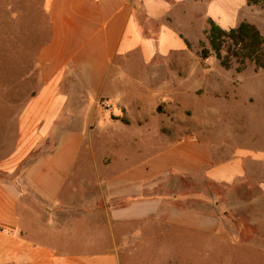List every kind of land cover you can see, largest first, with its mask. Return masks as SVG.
<instances>
[{
    "label": "crops",
    "instance_id": "0c3cea01",
    "mask_svg": "<svg viewBox=\"0 0 264 264\" xmlns=\"http://www.w3.org/2000/svg\"><path fill=\"white\" fill-rule=\"evenodd\" d=\"M195 2L43 0L49 34L21 77L29 88L17 114V145L0 165V264H121L122 249L155 247L170 228L216 236L218 218L203 213L199 197L185 187L206 181L252 190L247 204L264 235V150L223 154L205 136L181 131L131 166L128 154L107 153L129 143L142 155L138 142L152 131L140 123L155 112L146 97L162 96L138 73L155 71L156 58L190 54L199 43ZM221 9L232 13L228 5ZM209 16L229 27L217 13ZM121 122L142 135L99 133ZM85 137L104 150L99 160ZM83 146L87 173L75 176ZM195 201L197 208L187 207Z\"/></svg>",
    "mask_w": 264,
    "mask_h": 264
},
{
    "label": "rangeland",
    "instance_id": "374dc122",
    "mask_svg": "<svg viewBox=\"0 0 264 264\" xmlns=\"http://www.w3.org/2000/svg\"><path fill=\"white\" fill-rule=\"evenodd\" d=\"M195 3L201 9V40L206 47L204 31L211 18L209 13H217L219 20L227 19L229 27L246 21L264 34V5H249L247 0H196ZM6 4L14 6L6 7ZM221 5L232 7V13L223 11ZM48 34L43 0H25L24 5L21 0H0V165L17 145V114L23 107L25 90L29 88L22 84L21 77L35 66L37 49ZM198 50L197 44L190 49V54L156 58L152 65L158 69L142 73L145 75L138 73L150 80V89L162 96L146 97L148 103L152 101L155 112L153 118L140 123V127L152 132L138 142L142 155L129 143L122 146V151L107 153L120 159L121 155L128 154L130 161L126 164L131 166L154 155L157 148L166 146L167 140L178 138L175 134L181 131L187 136H205L218 144L223 154L247 146L264 150V71L252 65L242 72H236L235 65L226 70L213 55L200 59ZM99 133L105 137L121 134L127 140L142 135L140 128L129 129L122 122ZM87 142L95 149V159L103 157L104 150L93 138L85 137L84 145ZM36 153L38 151L33 154ZM88 155L83 146L77 156L75 176L86 175L81 161L87 160ZM185 187L187 192L199 197L203 213L218 218L216 236L195 231L182 235L170 228L168 239L155 247L122 249L121 264H180L179 258L181 264H264V235L251 214L252 205L247 204L252 190L247 191L238 183L226 186L208 181ZM191 206L197 208L198 201L187 202V207Z\"/></svg>",
    "mask_w": 264,
    "mask_h": 264
},
{
    "label": "trees",
    "instance_id": "16d2710c",
    "mask_svg": "<svg viewBox=\"0 0 264 264\" xmlns=\"http://www.w3.org/2000/svg\"><path fill=\"white\" fill-rule=\"evenodd\" d=\"M249 5H264V0H247ZM203 40L198 43V57L206 60L211 55L218 64L228 70L235 65L236 72H242L248 65L264 71V34L252 24L242 21L227 29L219 26L211 18L204 31ZM190 48V44L187 43ZM127 124L126 120H122Z\"/></svg>",
    "mask_w": 264,
    "mask_h": 264
}]
</instances>
